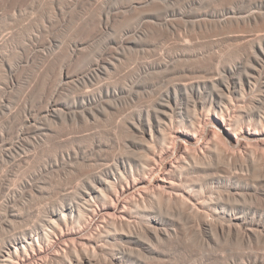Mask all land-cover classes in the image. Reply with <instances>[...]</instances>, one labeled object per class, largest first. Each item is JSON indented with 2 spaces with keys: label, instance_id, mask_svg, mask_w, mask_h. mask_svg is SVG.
Wrapping results in <instances>:
<instances>
[{
  "label": "bare ground",
  "instance_id": "1",
  "mask_svg": "<svg viewBox=\"0 0 264 264\" xmlns=\"http://www.w3.org/2000/svg\"><path fill=\"white\" fill-rule=\"evenodd\" d=\"M154 1L166 2H143ZM165 25L155 29L175 28ZM112 27L111 13L101 14L94 39ZM5 34L0 264H264V210L233 203L259 181L238 170L264 167L257 143L239 138L243 131L264 145V111L233 101L256 78L264 94V34L230 36L252 43L253 73L223 55L211 66L195 63L207 56L188 40L180 48L163 43L139 78L124 67L134 59L126 51L152 48L144 38L109 39L91 56L81 40L63 58L60 44L34 32L24 53ZM50 65L40 107L17 108L13 94ZM165 72L181 76L160 101L140 103V78ZM205 119L223 123L222 139L207 136ZM231 141L243 152L230 151Z\"/></svg>",
  "mask_w": 264,
  "mask_h": 264
},
{
  "label": "rangeland",
  "instance_id": "2",
  "mask_svg": "<svg viewBox=\"0 0 264 264\" xmlns=\"http://www.w3.org/2000/svg\"><path fill=\"white\" fill-rule=\"evenodd\" d=\"M143 1L0 0V37L5 33H13L12 35L16 36L19 43L21 39V43H17V50L14 49L16 52L24 53L22 43L26 39L29 42L30 34L34 32L41 40H44L43 42L52 40L51 42L60 44L63 48V58H65L68 48L74 46L77 41H84L88 44V56L95 55L100 50L101 44L109 39L130 38L133 35V38H144L151 41L153 46L149 50L135 47L126 51V59L134 58L130 59L131 64L128 63L124 67L125 71L128 70L129 77L137 73L136 75L139 78L138 71L140 72L141 65L146 60L159 58L163 43L170 44L169 46L172 45V47L176 46V48L179 46L180 48V44L188 40L197 49L202 48L207 56L206 61L199 60L195 62L202 66L214 65L220 59L219 55L225 56L223 59H225L224 62L227 65L236 63L238 60L243 62L242 72L253 73L254 68L258 66L255 61H251L248 57L252 52V43L237 40L230 36L236 33L238 35L264 34V0H166V2L154 1L150 3ZM175 9L179 10V15L172 16L171 13ZM107 11L113 17V27L109 32H106L107 34L103 35L102 40L94 39L95 34L93 33L98 26L99 18L101 14L107 13ZM163 24H166V27L173 26L175 28L174 30H167L163 26L162 29H155ZM241 42L243 43L241 44ZM136 59L139 65L134 66ZM261 59L264 61L263 56H261ZM183 65L184 62H181L179 66ZM28 72H31V70H28ZM53 73V65L44 67L43 70H37L34 80L32 78L31 81L34 84L36 80V83L31 88L30 85H27L22 92L18 91L13 94L15 106L21 109L27 103L30 106L35 104L40 107L43 98L40 81L43 78L48 81L54 76ZM178 74L181 76L180 73L176 72L159 73L155 74L149 81H145L141 77L142 82L135 86L142 93L140 103H149L154 98L157 102L160 101L167 87L173 83ZM253 82L255 84L254 91H246L247 94L245 93L244 97L239 96L237 98L234 96L233 101H239L243 105H255V107L264 111V102L256 99H264L261 81L256 78ZM135 101L137 102L138 99H135ZM5 118V115L0 113L1 123L4 122ZM203 121L205 123L202 122V124L207 129L208 137L216 134L218 138H223L224 125L222 122L219 121L220 123H218L214 119ZM239 138L242 142L247 140V142L257 143L258 152L264 155V145L260 141L245 136L243 131L240 133ZM227 148L232 152H243L242 148L235 146L232 141L227 145ZM258 167L251 166L244 170L237 169L245 173L250 180L259 181L257 184L253 183V189L249 190L250 194L247 197L233 200V203L244 208L247 207L246 209L251 208L254 211L262 212L264 210V183L262 182L264 180V167ZM215 196L217 195L215 194Z\"/></svg>",
  "mask_w": 264,
  "mask_h": 264
}]
</instances>
